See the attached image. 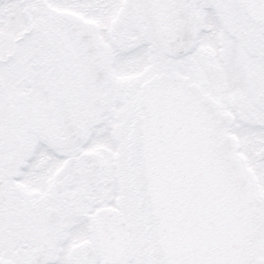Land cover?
Instances as JSON below:
<instances>
[{"label":"snow or ice","instance_id":"snow-or-ice-1","mask_svg":"<svg viewBox=\"0 0 264 264\" xmlns=\"http://www.w3.org/2000/svg\"><path fill=\"white\" fill-rule=\"evenodd\" d=\"M0 264H264V0H0Z\"/></svg>","mask_w":264,"mask_h":264}]
</instances>
